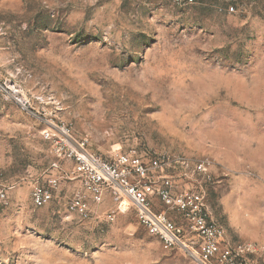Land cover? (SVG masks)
I'll list each match as a JSON object with an SVG mask.
<instances>
[{
  "label": "rangeland",
  "instance_id": "374dc122",
  "mask_svg": "<svg viewBox=\"0 0 264 264\" xmlns=\"http://www.w3.org/2000/svg\"><path fill=\"white\" fill-rule=\"evenodd\" d=\"M50 123L103 158L159 160L155 211L184 226L156 195L161 173L264 264V0H0V264H200L130 204L108 220L110 195L88 219L67 211L78 188L35 207L51 163L72 170L43 137Z\"/></svg>",
  "mask_w": 264,
  "mask_h": 264
},
{
  "label": "built area",
  "instance_id": "2783aa9c",
  "mask_svg": "<svg viewBox=\"0 0 264 264\" xmlns=\"http://www.w3.org/2000/svg\"><path fill=\"white\" fill-rule=\"evenodd\" d=\"M172 1L188 3L192 0ZM42 134L44 139L51 142L58 159L72 161V170L69 174L59 161H53L51 169L56 174L47 173L42 182H35L31 187L30 197L35 207L49 203L60 179L72 176L80 186L68 202L67 211L81 219L91 216L92 204H99L105 195H110L116 204L106 214L108 220H112L118 211L127 209L129 204L132 205L140 225L155 235L165 249L182 248L200 264H251L245 255L251 247L233 245L226 240L224 227L210 218L202 195L194 191L176 194L168 181L156 190L161 204L176 212L184 226H178L167 213L152 208L146 192L150 175L161 166L159 160L145 159L133 151L121 152L111 159L103 158L88 150L87 139L76 137L70 124L50 123ZM196 168L203 170L204 163ZM6 196V190L0 189V202Z\"/></svg>",
  "mask_w": 264,
  "mask_h": 264
},
{
  "label": "crops",
  "instance_id": "0c3cea01",
  "mask_svg": "<svg viewBox=\"0 0 264 264\" xmlns=\"http://www.w3.org/2000/svg\"><path fill=\"white\" fill-rule=\"evenodd\" d=\"M66 170H68L67 172L68 173H70L71 171V168L70 169H67L66 168ZM159 175H161V173H159ZM159 175H157V176H155L154 177V187H157V186H160L162 183H163V181H161L160 180V176ZM68 179L70 180V181H60V184H59V186H58V188L56 189V192L54 193V195H53V198H52V200L51 201H54L55 199H57L58 198V194H59V192H60V190L63 188V187H72V188H74V189H77V188H79V182L76 180V181H72L71 180V177L69 176L68 177ZM180 181H183V180H181V179H179ZM178 180V181H179ZM182 187H183V189H182ZM188 187H191V186H189V184L188 183H182L181 185H180V190H178V191H181V190H184L185 188H188ZM194 187V186H193ZM192 188V187H191ZM149 200L151 201V202H153L154 201V198L152 197V194H149ZM50 201V202H51ZM154 203V202H153Z\"/></svg>",
  "mask_w": 264,
  "mask_h": 264
}]
</instances>
